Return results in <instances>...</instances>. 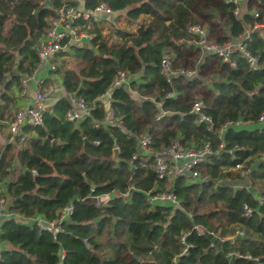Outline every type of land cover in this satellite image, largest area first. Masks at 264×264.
<instances>
[{
    "label": "trees",
    "instance_id": "obj_1",
    "mask_svg": "<svg viewBox=\"0 0 264 264\" xmlns=\"http://www.w3.org/2000/svg\"><path fill=\"white\" fill-rule=\"evenodd\" d=\"M98 2L137 27L130 31L107 18L75 20L73 25L91 37L79 46L61 40L75 65L64 58L56 62L64 51L53 55L49 72L59 78L64 94L45 105L39 125L23 128V141L0 142L6 200L0 264H264V187L259 198L251 187L264 180V157L249 171L264 155V123L257 122L264 112V28H250L242 39L257 58L252 70L237 50L229 57L231 66L211 52L195 66L199 48L186 31L199 24L210 42L236 40L246 25L264 24V0H243L241 14L222 0H83V8ZM61 3L0 0V129L17 109L11 87L18 90L19 74L32 69L37 38ZM164 53L173 68H187L191 61L194 74H176L166 83L159 70ZM118 70L127 74V86L112 88L108 102L99 99ZM68 94L82 99L88 115L64 119ZM194 101L210 118L208 129L195 122ZM108 107L114 123L94 126ZM225 122L231 124L220 129ZM143 132L150 141L138 153L137 136ZM174 140L184 147L208 144L198 179L156 177L152 154ZM157 192H171L175 203H150L148 195ZM66 205L71 211L54 235L15 218L52 221Z\"/></svg>",
    "mask_w": 264,
    "mask_h": 264
},
{
    "label": "built area",
    "instance_id": "obj_2",
    "mask_svg": "<svg viewBox=\"0 0 264 264\" xmlns=\"http://www.w3.org/2000/svg\"><path fill=\"white\" fill-rule=\"evenodd\" d=\"M223 2L230 3L234 6L233 13L239 12V5L243 0H222ZM113 11L104 2H98L90 9L79 10L74 5L68 3L66 0H62V3L55 8L54 17L49 21L48 27L45 32L37 38L35 43V55L36 61L30 71H24L19 74L18 83V96L23 95L30 80L36 81V88L31 102L28 106L17 108L13 118L7 123L8 138L7 142L17 139L23 141L25 139V126H36L41 123L42 112L44 110V102L47 97L52 93L54 85L43 84L41 73L43 70L47 72L54 69L55 64L51 61V58L55 53L64 49L67 45L61 44V40L67 41H79L88 40L91 34L85 29H82L79 25H73V22L77 19L83 22H96L99 20V15H111ZM252 17H256V12H251ZM250 28H264V24L253 22L251 25H246L240 38L229 41L223 44H217L210 42L207 39L206 30L202 25L191 24L186 26V31L196 38L190 42L199 46L205 52H211L221 58L222 61L228 62L231 66L232 62L229 61L230 55L237 50L239 54L244 57L248 69L258 68L257 58L250 55L242 46V39L246 38ZM160 74L164 78L166 83L170 82V78L173 75L179 74L185 77L193 75V69H187L182 67L173 68L171 62V56L168 53H164L159 61ZM39 75V76H36ZM127 74L124 71L118 70L113 75L108 88L104 93L98 96L99 99L109 101V91L118 86L125 85L127 83ZM68 106L64 111V119L74 121L81 118L84 115H88V108L82 99L68 94ZM199 101H194L191 104V111L196 114L195 122L203 123L207 129L210 126V118L200 111ZM257 122L264 123V112H261L257 117ZM94 126L105 125L114 123V118L111 109L108 107L106 110L105 118L102 120H95ZM236 123V122H234ZM231 122H225L220 129H223ZM150 141V136L147 132H143L137 136V149L138 153L146 151V147ZM210 153V149L207 143H203L200 146H181L176 140L171 144L156 152L153 155V170L157 178H163L165 175H169L171 178L183 177L187 180L194 181L199 178L198 166L205 160L206 156ZM240 165L236 164L235 168H239ZM148 201H167L175 203V198L171 192H157L148 195ZM95 206L100 205V201L95 198ZM6 204L5 197L0 185V216L4 215V207ZM243 214H248L249 210L244 205L242 206ZM71 211V206L66 205L62 208L59 216L52 221L45 220L41 217L21 218L15 216L19 221L30 222L36 226L39 230H44L52 235L58 231L59 221L67 216ZM179 242L183 243V237L179 238ZM185 251V247L181 252Z\"/></svg>",
    "mask_w": 264,
    "mask_h": 264
},
{
    "label": "crops",
    "instance_id": "obj_3",
    "mask_svg": "<svg viewBox=\"0 0 264 264\" xmlns=\"http://www.w3.org/2000/svg\"><path fill=\"white\" fill-rule=\"evenodd\" d=\"M71 1L74 6L79 9V10H83V0H69ZM244 7H243V4L241 3L239 5V14L241 13H244ZM99 20H104V18H107L108 20L110 21H114V23L119 26V27H124L126 29H129L130 31H135L136 27H137V23L135 24H130L128 23L123 15H122V12H113L111 15H99ZM119 19H123L125 24H123L122 26L118 25L117 21ZM96 21V22H98ZM219 23V21H217ZM87 30V29H86ZM104 33V32H103ZM88 40H79V41H73V40H69L68 41V44H74V45H88L87 44ZM67 44V45H68ZM66 45V47L64 49H62L61 51H64L65 55H62L60 57H58L56 59V62L62 58L66 59V61H68V64H72V65H75L77 64V62L73 59L72 55H71V52L68 48V46ZM199 48V52L198 54H196L193 58V64L196 66L198 64H200L201 62H203V60L205 59V54L207 52H205L203 49H201L199 46H197ZM67 53V55H66ZM53 56L51 58V61L53 62ZM54 63V62H53ZM55 64V63H54ZM193 68V67H192ZM191 66H190V69H192ZM194 70V68H193ZM14 74V72H11L9 74H6L5 77H4V81L6 82V80H8V78ZM194 74V73H193ZM42 78V82L45 86L47 85H54V88L52 90V93L47 97V99L45 100L44 102V106L46 105V107H50V105L57 99L59 98L61 95L64 94V91H63V88L60 84V81H59V78L56 76V75H53L52 73L50 72H47L46 70H43L42 73L40 74ZM36 76H39V75H36ZM40 77V76H39ZM124 86H127V83L124 85ZM13 93L15 92V94L18 96L17 92L18 90L16 89V87H11ZM36 88V81L35 80H30L28 85H27V88L25 90V92L23 93V95H19L17 97V101H16V107L17 108H20V107H24V106H28L31 102V99L33 97V94H34V89ZM2 123L0 122V125ZM235 127H247L248 124L246 123H243V122H236L234 124ZM7 135H8V132H7V124L5 126H3L1 129H0V142H5V140L7 139ZM260 191H258L256 189V195L255 197L259 198ZM5 246V245H4Z\"/></svg>",
    "mask_w": 264,
    "mask_h": 264
},
{
    "label": "water",
    "instance_id": "obj_4",
    "mask_svg": "<svg viewBox=\"0 0 264 264\" xmlns=\"http://www.w3.org/2000/svg\"><path fill=\"white\" fill-rule=\"evenodd\" d=\"M44 3H48V0H44ZM116 153H117L116 148H113V150H112V159H116ZM263 157H264V155H261L259 158H257V159H256V160L250 165V167H249V171H254V170L257 168L259 162L261 161V159H262ZM92 187H93V186H91V188H92ZM204 236H206V238H208L213 244H215V246L218 245L219 240H218L217 238H215L214 236H212L211 234H209V233H204Z\"/></svg>",
    "mask_w": 264,
    "mask_h": 264
},
{
    "label": "rangeland",
    "instance_id": "obj_5",
    "mask_svg": "<svg viewBox=\"0 0 264 264\" xmlns=\"http://www.w3.org/2000/svg\"><path fill=\"white\" fill-rule=\"evenodd\" d=\"M117 23H118V25H120V26H122L123 24H125V22H124V20L123 19H119L118 21H117ZM72 65V64H71ZM192 64H191V61H189V63L187 64V69H189L190 68V66H191ZM192 67V66H191ZM209 79H211V77H209ZM236 169H238V168H236ZM252 187V189L255 191L256 189L257 190H261V188H263L264 187V180H256V181H254V185H252L251 186ZM256 192V191H255Z\"/></svg>",
    "mask_w": 264,
    "mask_h": 264
}]
</instances>
